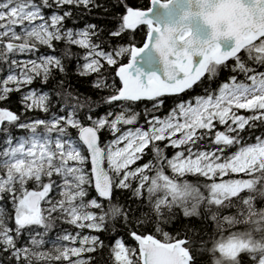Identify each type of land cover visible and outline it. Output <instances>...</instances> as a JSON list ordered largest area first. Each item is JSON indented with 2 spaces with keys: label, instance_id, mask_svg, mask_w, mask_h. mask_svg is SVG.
Masks as SVG:
<instances>
[{
  "label": "snow or ice",
  "instance_id": "6c2138e0",
  "mask_svg": "<svg viewBox=\"0 0 264 264\" xmlns=\"http://www.w3.org/2000/svg\"><path fill=\"white\" fill-rule=\"evenodd\" d=\"M174 2L150 0L162 8ZM201 2L187 0L180 26L162 28L146 18L151 8L142 10L131 0H110L108 7L96 0H0V65L8 73L0 79V102L20 93L25 112L46 117L22 120L0 107V264H108L105 248L114 264H209L206 254L211 264L217 254L230 264H242L244 256L264 264V250L254 239L264 238V208L256 203L264 200V135L255 143L242 135L264 125V71L257 70L264 67V0H222L217 15L233 18L223 34L225 47L218 39H194L182 23L197 17L190 10ZM81 6L103 8L111 27H66L69 19L76 23L72 8ZM45 9L55 10L46 15ZM141 25L147 26L142 46L113 45L129 33L134 40ZM149 45L163 62L165 78L153 73L143 82L140 70L133 75L130 69ZM194 55L202 57L195 64ZM125 56L131 62L120 63ZM73 61L76 74H95L92 87L107 95L93 100L74 89L67 67ZM112 66L114 75H105ZM221 69L235 74L218 90L205 89L195 103L180 101L166 116L157 115L165 96L192 89L206 75L212 81ZM37 80L55 84L51 90L30 87ZM141 101L151 106L138 111ZM103 106L109 110L97 117ZM11 128L27 135L14 137ZM105 131L113 139L102 140ZM168 148L175 150L171 157ZM231 148L236 151L228 154ZM149 152L151 158L137 165ZM233 173L245 178L223 179ZM90 188L96 193L91 199ZM117 189L129 190L132 203L114 201ZM117 222L138 247H126L123 237L106 245L100 235H82L89 229L115 236ZM61 224L80 231L61 229L50 238ZM77 241L80 247L68 245ZM84 253L95 255L83 259Z\"/></svg>",
  "mask_w": 264,
  "mask_h": 264
},
{
  "label": "trees",
  "instance_id": "16d2710c",
  "mask_svg": "<svg viewBox=\"0 0 264 264\" xmlns=\"http://www.w3.org/2000/svg\"><path fill=\"white\" fill-rule=\"evenodd\" d=\"M96 3L102 4L104 7H108L110 5V0H96ZM148 3H149V0H131V4L141 6V8H146L148 6ZM54 10L55 9H45V14L49 15ZM72 11H73V18L76 20V23L74 24L73 20L69 19L65 22L66 27H72L74 29H82L85 27L86 24H89V23L97 24L100 27H105V26L111 27L108 19H106L107 14L104 13L103 8L92 7L91 11H89L88 9H85L81 6L80 8H72ZM146 31H147L146 26L141 25L136 30V32L134 34L135 35L134 40L132 39L133 34L129 33L123 39L114 38L112 40V43H113V45H116V44L127 45V44L131 43L133 46H138L142 43V41L146 35ZM102 35L107 36V31L103 32ZM59 46H62V45H58V47ZM107 47L108 46L105 44L104 45L105 50H107ZM73 50L83 53V50L75 48V47ZM240 55L242 56L243 59L247 60V56L245 53L241 52ZM127 59H128V56H125L124 58H122L120 60V63H125L127 61ZM227 63L229 65H233L234 61L229 60ZM248 63H249V66L256 67L251 62H248ZM67 67H68V73H69L68 82L74 87V89L78 90L80 93L84 94L85 96H91L93 100H99L101 96L107 95V92H98L97 90H95L92 87V83L96 79L95 74H93L92 76H86V77L78 76L76 74V62L75 61L68 64ZM114 67L115 66L108 67V72L105 73V75H108L109 73H112L114 75V73L112 71V69ZM0 68H5V70L3 72H0V78H2L4 73L5 72L7 73L6 66L0 65ZM257 70L258 71H264V67H259ZM234 74L235 73H231L228 70L221 69L218 76L214 77L212 79V81H209L207 79V75H206L204 78H202V83H198L192 89L186 90L184 93H181L179 95L165 96L163 98V99H165V105L163 106L162 110L157 113V115H159L161 117L166 116L169 113L170 109L175 107V105L177 103H179L180 101H189V100L194 99L196 96L207 95V92L205 91V89L210 88L213 91L218 90L219 86L223 82H226L230 75H234ZM57 78L59 79V77H57ZM238 79L243 80L244 79L243 75L240 74L238 76ZM54 84H55V81H51L47 85H42L40 83V81L37 80L31 86L33 88L36 86L38 89H42V90H51L54 87ZM19 100H20V93L14 92V93L10 94L7 102H0V106L10 109L15 114L21 116L22 120H26L29 118H31V119H37V118L44 119V118H46L45 114L43 112H40V111L25 112L22 105L19 103ZM53 100H55V97H53ZM145 106L150 107L151 102H149V101L137 102L136 108L139 111V110H142V108ZM108 110L109 109L107 106L98 107L95 115L97 117H99V116L105 114ZM245 116H247V114ZM140 122L141 123L144 122L143 115H141ZM145 127H146V125H145ZM219 129L223 130V128H219ZM11 132H12V135L14 137L27 135V133L25 131L18 130L16 128H11ZM105 132L107 134H105ZM105 132L102 133V140L107 141L108 139H111L112 136L107 131H105ZM71 133L73 136H76V130H71ZM242 135L247 138L248 143H254L256 141L255 138L257 136L264 135V125H259V123H258V126L256 128L248 129L244 133H242ZM3 139H4L3 134H0V143H2ZM174 151L175 150H173L171 148L166 149V153L169 157H171L174 154ZM227 152H230V149H228ZM151 155H152L151 152H149V154L147 156H145L143 160L137 162V165H141L144 162H146L147 160H149L151 158ZM0 174H2V173H0ZM167 174L171 175V172L168 171ZM239 178H245V177H243V174L233 173V174H230L229 176L224 177L223 179H239ZM185 179H188L191 182H196V178L192 177V176H187V177H185ZM219 179L220 178H217L218 182H219ZM200 182L201 183L205 182L204 178H200ZM133 186H135V184ZM33 187H34V185H29L30 189ZM89 193H90V195L88 198H92V197L96 196L92 188L89 189ZM117 199L119 200L120 203L127 205V204L132 203V194L129 190L117 189L114 192V201ZM256 203H257L258 208H264V200H257ZM133 206H135V205H133ZM7 207L9 208V210H11L10 204H8ZM230 211L234 212V210H230ZM225 214H229V212H226ZM9 223H10V226H13L11 221ZM191 223L197 227L201 226L200 222L198 220H196L195 218H193ZM116 227H117V229H119V231H117L115 236L111 235L108 232H104V233H95L94 232V235H100V238L102 240H104L106 245H112L114 240L117 237H123L124 242L126 244V247H128V246L136 247L135 242L128 238L127 231L124 229H121L119 222H117ZM145 234H149V233H145ZM157 238H161V237L157 236ZM209 247H210V245H209ZM104 254L106 257H108V264H114V258L111 255L109 248H105ZM90 255H95V254H88L87 253V258ZM205 260H207L209 262V264H211L210 254L205 255ZM242 264H251L249 257L244 256L242 258Z\"/></svg>",
  "mask_w": 264,
  "mask_h": 264
},
{
  "label": "water",
  "instance_id": "95a60500",
  "mask_svg": "<svg viewBox=\"0 0 264 264\" xmlns=\"http://www.w3.org/2000/svg\"><path fill=\"white\" fill-rule=\"evenodd\" d=\"M188 6L189 5L187 3V0H175V2L171 4L169 7L162 8L158 4L154 6L151 5L149 0L148 8H151V11L148 12L146 18L151 19L154 24H159L162 28L165 25L180 26L181 24L180 18L183 14V11L187 9ZM148 8L142 10H147ZM184 23H187L190 26L193 35L199 38L201 41L210 38V33H211L210 27L205 25L200 20L199 17H194L190 21H186ZM146 39H147V34L143 42H145ZM217 42L220 43L222 47L226 46V38H222ZM142 44L140 46H142ZM177 47L182 48L183 44L178 43ZM201 59H202L201 56L194 55L193 56L194 64L198 63ZM128 62H131V57H129L126 63ZM137 69L140 70V74H141L140 78L143 82H146L147 76L153 73L161 76V78H165L163 62L161 61L159 54L151 47V45H149L147 49H145L135 58V61L133 62V66L130 69V71L133 73V75H136Z\"/></svg>",
  "mask_w": 264,
  "mask_h": 264
},
{
  "label": "clouds",
  "instance_id": "9594fccd",
  "mask_svg": "<svg viewBox=\"0 0 264 264\" xmlns=\"http://www.w3.org/2000/svg\"><path fill=\"white\" fill-rule=\"evenodd\" d=\"M220 7H222V0H217V3L214 5L209 4L208 0H202L201 4L198 7L193 6V8L190 10L191 13H196L197 17H199L200 20L211 29L210 38L204 41L215 42L217 39L220 40L222 38H225L223 34L228 31L229 24L232 22L233 18L228 15H217V9ZM205 17H214L215 19L212 23H209L208 20L205 19ZM182 23H184V21H182ZM168 36L169 39H171V37L175 36V33H170L168 34ZM193 38L201 41L194 35ZM254 239L259 242L260 249L264 250V238L255 237ZM217 260L220 262V264H230L227 257H223L219 254L215 256L213 264H215Z\"/></svg>",
  "mask_w": 264,
  "mask_h": 264
},
{
  "label": "rangeland",
  "instance_id": "374dc122",
  "mask_svg": "<svg viewBox=\"0 0 264 264\" xmlns=\"http://www.w3.org/2000/svg\"><path fill=\"white\" fill-rule=\"evenodd\" d=\"M50 15V14H49ZM18 59H20V57H18ZM23 59H27V58H23ZM102 63H106V62H103L102 61ZM8 73H4V75L2 76V78H0V79H3L4 77H6V75H7ZM30 87H32V86H30ZM33 88V87H32ZM34 88H36V87H34ZM24 91H27V89H24ZM193 103H195V98L194 99H192L191 100ZM238 114H240V115H251V113L250 112H247V111H245V110H240L239 111V113ZM147 127V126H146ZM218 127V129L219 128H222V126H217ZM220 130V129H219ZM222 130V129H221ZM105 134H107L106 132H105ZM111 139H113V137L111 138ZM108 140H110V139H108ZM256 142V141H255ZM254 142V143H255ZM166 143V142H165ZM234 151H236V148H231L230 149V152H228V154H231L232 152H234ZM133 167H135V166H133ZM89 199H91V198H89ZM61 229H68V231H70V232H72L73 234H75L77 231H80L79 229H76L74 226H70V225H66V224H61L59 227H57L56 229H54V231L50 234V238L51 237H53V236H55V234L57 233V232H59V231H61ZM82 235H94V232L92 231V230H89V229H84L83 231H82ZM68 245L71 247V246H75V247H80V244H79V242L77 241L75 244H72L71 242H68ZM47 247L48 246H45V248L47 249ZM82 258L83 259H88L87 258V253H84V254H82ZM113 258H114V256H113ZM72 259H75V257H73ZM55 264H67V262H65V261H61V262H55Z\"/></svg>",
  "mask_w": 264,
  "mask_h": 264
}]
</instances>
